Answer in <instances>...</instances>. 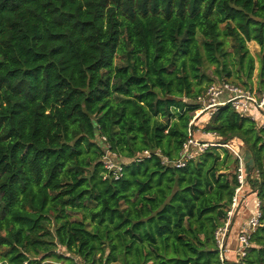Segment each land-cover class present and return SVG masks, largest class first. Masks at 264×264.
<instances>
[{
  "label": "trees",
  "instance_id": "trees-1",
  "mask_svg": "<svg viewBox=\"0 0 264 264\" xmlns=\"http://www.w3.org/2000/svg\"><path fill=\"white\" fill-rule=\"evenodd\" d=\"M248 42L262 94L264 0H0V264H221L238 160L162 161L212 83L253 89ZM207 118L202 133L243 148L260 211L244 263L264 264V125L230 104Z\"/></svg>",
  "mask_w": 264,
  "mask_h": 264
},
{
  "label": "built area",
  "instance_id": "built-area-1",
  "mask_svg": "<svg viewBox=\"0 0 264 264\" xmlns=\"http://www.w3.org/2000/svg\"><path fill=\"white\" fill-rule=\"evenodd\" d=\"M254 90L242 89L229 82H214L207 88L205 96L198 98L202 107L200 110L210 114L216 107L230 104L236 112L249 116L259 126H263L264 93L256 95ZM193 120L190 125L194 123ZM204 135L209 138L198 143L199 141L193 137V131L189 129L187 141L183 144L178 158L173 161L164 158L162 163L176 168L184 167L188 160L193 159L197 153L203 152L209 146H224L238 160L236 174L240 185L232 197L223 225L215 232V240L221 264H245L244 257L251 246L250 236L259 225V201L257 198L253 200V207L250 208L241 194L243 187L246 186V163L240 148L235 144L236 140L233 139L230 143L221 145L211 140L215 134L205 133ZM143 156H149V152L144 151ZM101 162L106 172L104 179L106 177L115 180L120 178L124 162L120 161V158L111 152L108 146L104 147ZM239 218L240 221L237 223Z\"/></svg>",
  "mask_w": 264,
  "mask_h": 264
},
{
  "label": "rangeland",
  "instance_id": "rangeland-1",
  "mask_svg": "<svg viewBox=\"0 0 264 264\" xmlns=\"http://www.w3.org/2000/svg\"><path fill=\"white\" fill-rule=\"evenodd\" d=\"M246 45H247V48L249 49V52L251 53V55L254 58V72H253V76H252L253 90H254V87L256 85L255 82H256V78H257V72H258V69H259V58L261 56L260 55V47L255 42H248ZM115 63L119 64L120 63V58L117 57L116 60H115ZM213 71H214V66H210L209 65L206 68V73L216 81V76H215V74H213ZM255 93L257 95L256 91H255ZM201 112H202L201 110L196 111L194 113V117H193V119H196L194 121L193 125H195V127L197 128V130L194 132V136L193 137L196 138L197 141H199L198 143H200V141H202L204 139H208L209 138L207 136L202 135L203 128H204V126L206 125V123L208 121V118H207L208 114H205L207 112H204V113L203 112L201 113ZM240 150L243 151V148L240 147ZM120 161H125V159H121L120 158ZM253 203H254V201L252 200L251 201V205Z\"/></svg>",
  "mask_w": 264,
  "mask_h": 264
},
{
  "label": "crops",
  "instance_id": "crops-1",
  "mask_svg": "<svg viewBox=\"0 0 264 264\" xmlns=\"http://www.w3.org/2000/svg\"><path fill=\"white\" fill-rule=\"evenodd\" d=\"M205 133H202V135H204ZM205 136V135H204ZM205 140V139H204ZM243 196H244V198H245V202L247 203V205L250 207V208H252L253 207V204L251 205V201L252 200H255L256 199V197L254 196V195H250L247 191L246 192H244V193H241ZM240 221V218L239 219H237V223Z\"/></svg>",
  "mask_w": 264,
  "mask_h": 264
},
{
  "label": "water",
  "instance_id": "water-1",
  "mask_svg": "<svg viewBox=\"0 0 264 264\" xmlns=\"http://www.w3.org/2000/svg\"><path fill=\"white\" fill-rule=\"evenodd\" d=\"M196 119H194L193 121H195ZM247 168H248V163H246V170H247Z\"/></svg>",
  "mask_w": 264,
  "mask_h": 264
}]
</instances>
